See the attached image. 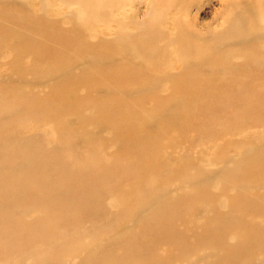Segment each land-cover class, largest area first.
Here are the masks:
<instances>
[{"label":"rangeland","instance_id":"374dc122","mask_svg":"<svg viewBox=\"0 0 264 264\" xmlns=\"http://www.w3.org/2000/svg\"><path fill=\"white\" fill-rule=\"evenodd\" d=\"M92 1L0 0V89L31 104L42 118L38 133L45 144L78 153L90 149L120 182L108 184L114 191L101 208L77 216V227L61 223L59 232L76 236L88 228L86 223L101 226L114 214L124 215L122 205L131 206L159 176L160 188L178 206L166 220L171 223L169 237H147L143 264H155L151 258L163 248L177 254L171 261L178 264L199 248L231 250L225 253L226 264L264 259V69L247 74L243 59L232 55L251 48L264 55V0H110L102 8ZM243 12L255 18L256 40L232 33ZM229 62L239 71L228 73ZM16 71L21 73L7 78ZM67 75L81 98L63 123L51 115L45 96L31 102L33 95L55 88L58 78ZM44 76L51 81L36 86ZM236 93L242 94L240 103ZM77 118L85 121L81 129L71 124ZM60 127L68 134L61 137ZM21 132L32 134V126L13 130ZM249 146L256 150L246 156ZM148 149L154 152L143 161L141 154ZM223 157L244 161L243 180L251 189L217 177L199 198L183 190V178L194 169L223 170ZM61 158L69 165L73 156L67 152ZM255 200L261 201L258 211L251 209ZM209 206L215 216L235 211L236 229L227 226L207 237L213 226L197 222ZM190 207L195 210H181ZM173 217H178L176 225ZM136 229L123 224L116 233L128 239ZM244 242L246 249H239ZM113 258L123 261L125 249L114 250Z\"/></svg>","mask_w":264,"mask_h":264},{"label":"bare ground","instance_id":"6f19581e","mask_svg":"<svg viewBox=\"0 0 264 264\" xmlns=\"http://www.w3.org/2000/svg\"><path fill=\"white\" fill-rule=\"evenodd\" d=\"M89 1V0H81ZM95 0L92 1V3ZM110 0H98L99 8ZM85 15L89 13L90 7ZM255 18L250 12L236 18L233 35L244 37L248 40H256L258 37L254 27ZM20 20L17 21L19 25ZM23 39L17 44L21 45ZM187 48L186 45L183 46ZM5 50V49H4ZM241 57L246 66L247 74H256L264 69V55L254 49H238L232 54ZM65 68L60 71L64 72ZM228 73H236L239 67L229 62L226 64ZM21 72L16 71L11 76ZM51 76H44L42 86L51 81ZM56 87L33 95L32 104H37L44 99L49 101L51 115L60 117L66 122L65 114L72 112L75 102L81 95L72 75L60 76L55 82ZM8 90L0 89V260L13 261L16 264H143L142 259L146 255L149 246V238L155 234L163 238L169 237L171 223L166 222L171 212L178 206L177 201L170 200V193L161 189V177L154 176L151 187L143 195L139 196L131 206L122 205L126 211L124 215H112L111 220L104 225L84 224L86 228L76 236L59 232L58 226L63 223L66 226H79L76 217L86 213L94 207L101 208L106 198L114 190L108 185L111 182L120 183L115 175H111L109 168L103 164L98 154H93L89 149L87 153H78L73 148L64 150L63 146L45 144L43 137L38 133L42 128V118L32 112L31 104L24 102L23 96L9 98ZM241 93L235 94V99L240 103ZM264 106V103H261ZM83 109V108H82ZM84 119L77 118L71 124L81 129ZM32 126L33 133H13L17 128L26 131ZM61 137L68 134L59 128ZM133 131V129H131ZM101 133L100 129H95ZM127 135L130 136L129 133ZM55 139L62 138L57 134ZM135 138L139 136H134ZM123 136L121 140L124 142ZM67 143V141H66ZM68 144V143H67ZM69 145V144H68ZM255 146L246 149V156L255 153ZM72 153L73 159L69 165L62 162L64 153ZM154 150L148 149L142 152L141 159H148ZM226 167L218 173L207 169L196 168L186 175L183 182V190L196 198L201 191L208 190L217 177L226 179L227 185L237 184L244 189H251V185L243 180L244 161H231L223 157ZM137 172L134 171L133 175ZM119 192V191H117ZM203 206H208L202 202ZM251 209H261V201L251 202ZM184 212H193L195 207L181 208ZM33 218H30L32 216ZM235 211L229 214L215 216L213 207H207L206 215H203L198 225L211 224V230L207 237H212L221 229L232 226L236 229L238 219ZM185 217L184 214H179ZM173 225L178 223V217L171 219ZM123 224L137 227L128 239L116 233ZM197 225V226H198ZM238 232L231 239L235 241ZM73 242V243H72ZM72 246L69 248V244ZM239 249H246V242ZM230 246V245H228ZM69 248V249H68ZM125 249L123 261L113 258L114 250ZM66 252L65 258L56 261L57 257ZM231 250L199 248L196 253L183 264H226L225 253ZM174 254L169 248H163L151 259L155 264H178L171 261ZM1 262V261H0ZM243 264H251L242 261ZM253 264H264V259L253 257Z\"/></svg>","mask_w":264,"mask_h":264}]
</instances>
